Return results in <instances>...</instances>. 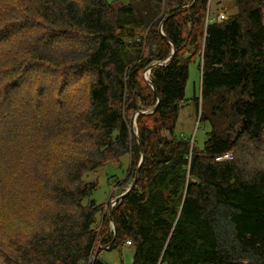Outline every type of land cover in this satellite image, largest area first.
Returning a JSON list of instances; mask_svg holds the SVG:
<instances>
[{
	"label": "trees",
	"instance_id": "1",
	"mask_svg": "<svg viewBox=\"0 0 264 264\" xmlns=\"http://www.w3.org/2000/svg\"><path fill=\"white\" fill-rule=\"evenodd\" d=\"M254 1L234 0L238 13L220 22L211 0H0L1 122L14 124L19 101L8 92L29 68L34 105L49 107L55 91L62 111L55 122H64L65 102L85 99L70 111L78 121L69 129L68 157L87 148L64 181L36 169L59 208L41 216L51 228L25 239L2 233L0 264H107L100 247L122 251L127 240L132 264H264V165L216 161L242 137L263 144L264 0ZM196 60L198 110L208 98L213 116L224 113L235 92L229 108L242 119L235 135L217 133L212 121L203 149L175 133ZM50 72L56 79H43ZM125 154L130 171L117 194L138 171L137 181L106 211L107 203L90 198L96 184L84 176ZM22 175L11 170L14 180Z\"/></svg>",
	"mask_w": 264,
	"mask_h": 264
},
{
	"label": "rangeland",
	"instance_id": "2",
	"mask_svg": "<svg viewBox=\"0 0 264 264\" xmlns=\"http://www.w3.org/2000/svg\"><path fill=\"white\" fill-rule=\"evenodd\" d=\"M110 2L127 3L129 0H109ZM254 4H259L258 0ZM211 11L213 17L220 22L227 21L234 14L238 13V7L234 0H211ZM20 42V41H18ZM24 43V42H23ZM11 41L4 45L13 46ZM32 61L30 62V66ZM23 71V79L19 88H10L8 96L15 97L17 103L15 110L14 124H3L1 122L4 114V106L1 109L0 116V235L28 238L37 232L41 226L50 227L47 219L42 220L41 216L45 213L58 209L56 198L52 194L50 185L42 183L40 173L36 169H44L48 175H52L54 181H64L68 166L75 161H80L84 156L86 149L80 154L72 153L75 156L69 158V152H72L69 145V129L71 122H77L70 111L72 106L79 100L85 101L80 97L74 96L70 102H65L63 108L66 118L62 124L55 122L60 117L55 108L53 97L55 91L48 99L49 107H39L34 105L33 97L35 94L32 87L34 81L32 70L26 68ZM52 80L55 76L50 72L46 73L45 78ZM41 79V74L38 72ZM56 79V78H55ZM202 72L199 68V60L190 64V75L186 86L185 101L180 110L179 119L176 125L175 133L178 136L189 138L193 144L203 149L206 140L213 130L212 121L215 122V131L217 133L236 134L240 128L242 119L233 115L229 108L235 107V100L238 98L235 92L227 95L226 109L224 113L217 112L212 115V100L206 99L204 105L197 108L193 97H201ZM49 91L57 88L49 84ZM3 95L0 94V97ZM85 106V104H84ZM204 118L201 120V114ZM70 119V121H69ZM57 123V125H54ZM91 145V143L89 144ZM91 147V146H90ZM235 160L248 166L249 169L259 168L264 165V139L263 144H258L242 137L236 151L233 152ZM11 170L23 172V175L17 180L11 178ZM130 171V155H122L118 160L109 161L102 164L95 170L85 174L86 181L96 184V188L91 194V199L97 205H104L109 202L115 188H122ZM6 172H8L6 174ZM134 171L132 170V173ZM133 178L130 177V182ZM119 184H121L118 187ZM128 185V184H127ZM125 187H128V186ZM9 212L18 211L20 216L15 219ZM135 249L133 246L124 245L122 251L119 249L102 250L100 258L107 264H132L134 260Z\"/></svg>",
	"mask_w": 264,
	"mask_h": 264
},
{
	"label": "built area",
	"instance_id": "3",
	"mask_svg": "<svg viewBox=\"0 0 264 264\" xmlns=\"http://www.w3.org/2000/svg\"><path fill=\"white\" fill-rule=\"evenodd\" d=\"M149 72V70H147V73ZM136 127V126H134ZM234 159V154L233 151H226L224 153H221L219 155L216 156V161L218 162H223V161H230ZM117 188H115V191L113 192V194L111 195V199L109 200V202H107L106 206H105V210L107 211L108 209L112 210V208L118 203V195L117 194ZM111 231H115L114 225H111ZM127 245L132 246V241L131 240H127ZM100 249L104 250H110L111 249V243L107 244V245H103L100 247ZM99 253V252H98ZM97 253V256H98ZM91 261V260H90ZM90 261H88V264H90Z\"/></svg>",
	"mask_w": 264,
	"mask_h": 264
},
{
	"label": "water",
	"instance_id": "4",
	"mask_svg": "<svg viewBox=\"0 0 264 264\" xmlns=\"http://www.w3.org/2000/svg\"><path fill=\"white\" fill-rule=\"evenodd\" d=\"M158 97H159V100H160L159 93H158ZM157 108H158V104L154 107L153 111L156 110ZM149 112H152V111H149ZM131 125H132V128L136 125L135 116L133 117V121H132ZM136 134H137V131H136ZM143 158H144V153H143V149H142V159H141V162L143 161ZM137 175H138V171L136 173V176H135L133 182L127 187V189L123 193H121L120 195H118V197H117L118 200L119 199H122L128 193V191L135 185V183L137 181ZM115 237H116V226H115ZM115 237H114V239H115Z\"/></svg>",
	"mask_w": 264,
	"mask_h": 264
},
{
	"label": "bare ground",
	"instance_id": "5",
	"mask_svg": "<svg viewBox=\"0 0 264 264\" xmlns=\"http://www.w3.org/2000/svg\"><path fill=\"white\" fill-rule=\"evenodd\" d=\"M116 187H118V188H119V185H118V186H116Z\"/></svg>",
	"mask_w": 264,
	"mask_h": 264
},
{
	"label": "crops",
	"instance_id": "6",
	"mask_svg": "<svg viewBox=\"0 0 264 264\" xmlns=\"http://www.w3.org/2000/svg\"><path fill=\"white\" fill-rule=\"evenodd\" d=\"M200 107H201V105H200ZM179 115H180V113H179ZM179 119V118H178Z\"/></svg>",
	"mask_w": 264,
	"mask_h": 264
},
{
	"label": "clouds",
	"instance_id": "7",
	"mask_svg": "<svg viewBox=\"0 0 264 264\" xmlns=\"http://www.w3.org/2000/svg\"><path fill=\"white\" fill-rule=\"evenodd\" d=\"M126 189H127V187H126Z\"/></svg>",
	"mask_w": 264,
	"mask_h": 264
}]
</instances>
